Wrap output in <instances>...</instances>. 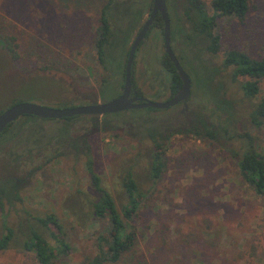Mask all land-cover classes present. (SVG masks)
I'll list each match as a JSON object with an SVG mask.
<instances>
[{
  "label": "rangeland",
  "instance_id": "1",
  "mask_svg": "<svg viewBox=\"0 0 264 264\" xmlns=\"http://www.w3.org/2000/svg\"><path fill=\"white\" fill-rule=\"evenodd\" d=\"M106 1L0 0V36L14 38L17 55L12 58L0 45V112L15 103L65 109L106 103L117 96L119 88L115 86L122 81L129 47L149 13L143 9V2L149 0H136L131 6L132 10L143 11V17L123 46L118 44L111 52L104 66L93 62L92 50ZM113 1L116 6L108 18L112 30L121 32L118 37L122 42L132 22V16L125 15V6L132 0ZM201 1L211 15L212 0ZM215 33L219 36L218 54L204 53L214 66L221 69L224 53L231 50L253 59L264 58V0H249V11L242 22L218 18ZM148 34L134 56L135 85L143 99L166 102L168 85L159 66L163 56L161 32L153 29ZM197 58H192V66L186 68L192 98L212 108L215 88L222 82L235 112V127L231 125L229 130L248 131L264 148V126L254 127L247 116L264 98V80L258 82V94L247 99L241 84L248 79L232 82L228 68L221 69V82L210 84L206 70L217 68L211 63L206 67ZM194 74H198V82ZM178 109H137L96 120L87 117L70 127V142L86 135L94 172L118 210L125 204L122 179L126 172L132 173L143 193L135 221L137 243L117 264H264V196L257 195L240 176L234 153L241 144L234 140H202L181 132L165 140L167 130H178L187 122L176 115ZM73 121L34 119L30 139L26 142L22 137L12 144L10 152L14 156H22L30 148L33 159L24 160L19 169L9 166L10 173L25 164L37 169L20 188L22 201L5 207L15 238L0 253V264H37L34 256L21 248V242L28 226L48 238V232L35 218L49 214L57 218L61 235L70 246L68 254L59 257L56 264H86L87 258L96 255L103 222L92 216V202L97 195L85 170V154L65 145L58 155H52L50 163L43 165L42 151L56 149L52 137H64L68 123ZM152 138L159 143L165 160V170L156 180L151 178L150 170ZM5 152L0 153V163L8 157ZM6 172L8 168L0 164V175ZM1 215L0 210V236Z\"/></svg>",
  "mask_w": 264,
  "mask_h": 264
},
{
  "label": "trees",
  "instance_id": "2",
  "mask_svg": "<svg viewBox=\"0 0 264 264\" xmlns=\"http://www.w3.org/2000/svg\"><path fill=\"white\" fill-rule=\"evenodd\" d=\"M113 2V0H108V3L102 8L99 20L101 24L96 31L97 36L94 42L95 47L99 48L98 53L101 60L104 59V51L111 34H116L110 28L109 20L107 19V11L114 9L116 6L112 5ZM129 3L130 5H127L125 9V14L132 16V22L130 26L126 27L124 42L128 39L127 36L134 32L136 25L140 23L143 17V11L131 9L136 0H132ZM166 5L171 23V39L175 45L180 46L177 49V57L180 60V64L185 68L192 66L191 59L194 57H198L197 59L200 63L204 62L206 66L211 63V60L206 58L204 53L211 56L218 54L220 50L219 36L215 33L216 20L218 18H233L242 22L249 11V0H212L211 15L207 13L206 7L201 0H166ZM151 8L152 0L143 2L145 11L149 10L150 12ZM162 27V20L160 16H157L152 23L151 29L162 30ZM0 45L9 52L12 58H17L13 37L0 36ZM161 63L170 75V89L174 93L181 87L180 78L166 55L162 58ZM210 66L216 67L212 63ZM216 68L206 70L208 83L215 84L216 80L221 82L218 79L221 69L226 70L229 68L231 69L230 80L232 82L237 81L239 78L248 79V81L241 84L243 95L247 99L254 98L258 94V82L264 80V58L253 59L246 53L236 50L226 51L221 69L219 67ZM194 78L196 82L199 81L198 74H194ZM221 83L218 84V88H215L212 108L209 109L208 106L203 104L201 105L204 107H201L200 102L195 99V103L188 109L190 119L183 123L178 130H167L166 135L163 137L167 140L175 133L181 132L191 134L202 140H211L218 143L231 142L233 140L240 143V149L234 153L240 176L257 195L264 196V148L257 145L255 137L248 131L236 132L234 129L229 130L231 125L234 126L232 118L235 112L232 102L223 91V86H221L223 83ZM179 115L181 116L182 114ZM247 116L254 127L261 128L264 126V98L260 99L251 108ZM76 118L64 119L74 121L68 123V129L65 130L67 132L64 137L59 135L52 137V141H56V149L42 151V155H45L43 165L50 163L54 159L52 155L54 153L58 155L61 148L63 149L65 145L70 146L76 152L85 154V170L97 195L96 200L92 202V216L95 220L103 222L97 238V253L92 258H87L86 264H117L131 253L137 243L135 221L139 216L143 193L138 189L132 173L126 172L122 179L125 204L118 210L111 194L102 186L100 177L94 172L93 160L90 156V148L86 142V135L77 136L80 142L79 145L77 144V138L70 142V135H72L70 127H74L80 122V119L76 120ZM34 119L39 118L27 115L22 116L8 125L0 135V153L6 151L5 154L8 155L6 160L0 163L6 169L8 168V172L0 175V210L2 213L0 253L6 251L15 238V230L7 223V214L4 213L5 207L22 201L20 188L37 169L35 167L29 168L25 164L22 169L14 170L13 173H10L9 166H15L19 169L21 168L20 164L24 160L27 162L33 159L30 148H26V152L22 156H14L10 149L12 144L22 137L25 138L26 142L30 139L28 137L29 130L35 125L32 122ZM152 142L154 145L150 170L151 178L156 180L165 170V160L157 140L152 138ZM9 155L12 158H9ZM1 169L4 171L2 167ZM19 171L24 173L20 175L18 174ZM35 221L48 232L49 237H44L39 229L28 226L26 228L27 233L21 242V248L25 252L31 253L37 264H56L59 257L67 255L70 251L69 244L61 235V228L57 218L49 214L44 217H37Z\"/></svg>",
  "mask_w": 264,
  "mask_h": 264
},
{
  "label": "water",
  "instance_id": "3",
  "mask_svg": "<svg viewBox=\"0 0 264 264\" xmlns=\"http://www.w3.org/2000/svg\"><path fill=\"white\" fill-rule=\"evenodd\" d=\"M157 16H160L163 27V43L165 53L173 64L176 73L181 81L180 89L173 95V97L166 102H150L146 99L129 98L131 91V73L132 64L136 49L140 42L144 39L147 32L149 31L153 21ZM171 23L168 15V9L166 0H153L151 11L141 26L136 38L132 42L128 51L125 69H124V87L122 94L109 102L106 103H95L86 106H80L75 108L55 109L45 106H40L32 103H17L7 108L0 113V135L4 129L18 120L22 116H34L44 120H61L66 118H72L76 116H103L107 114L119 113L127 110L136 109H157L164 110L177 105L180 102L186 103L190 97L191 80L188 74L184 71L180 65L178 59L173 54L170 48L171 41Z\"/></svg>",
  "mask_w": 264,
  "mask_h": 264
},
{
  "label": "flooded vegetation",
  "instance_id": "4",
  "mask_svg": "<svg viewBox=\"0 0 264 264\" xmlns=\"http://www.w3.org/2000/svg\"><path fill=\"white\" fill-rule=\"evenodd\" d=\"M153 1V0H152ZM108 3V0L106 1V3L104 4V6L106 5ZM112 5H114V3L112 4ZM103 6V7H104ZM125 7H127V6H125ZM115 9V8H114ZM126 9V8H125ZM168 9V8H167ZM113 10V8L112 9H110V10H108L107 11V13L109 14V11H112ZM101 13H102V9H101V11H100V15H101ZM150 13V12H149ZM108 14H107V19L109 20L108 21V23H109V26H110V28H112V22L110 21V18H108ZM126 15V14H125ZM149 15V14H148ZM148 17V16H147ZM147 19V18H146ZM145 22V21H144ZM143 22V23H144ZM101 24V23H100ZM143 25V24H142ZM152 26V25H151ZM141 28V27H140ZM140 30V29H139ZM151 30H153V29H151V27H150V29H149V31L147 32V34H146V36L144 37V39L140 42V44L138 45V47H137V49L142 45V44H144V41L148 38V36H149V32L151 31ZM156 30V29H155ZM160 32H161V37H162V43H163V34H162V30H159ZM139 32V31H138ZM137 32V33H138ZM115 33V32H114ZM119 34H121V32L119 31L118 32V34H111V37H110V39H109V42H108V45L106 46V48H105V51H104V59L103 60H101L100 59V57H99V48H97V47H95V42H94V45H93V54H94V63L96 64H100V65H104V66H106V65H108L107 63H106V60H109V59H111V52L114 50V49H117V47H118V44L120 45V46H123V44H124V41H122V42H120L119 41V39H117L118 38V36H119ZM126 35V34H125ZM96 36H97V34H95V38H96ZM136 36H137V34H136ZM136 36H135V38H136ZM134 38V39H135ZM170 38H171V36H170ZM134 39H133V41H134ZM132 41V42H133ZM132 44V43H131ZM131 46V45H130ZM170 48H171V50H172V52H173V54L176 56V58L178 59V57H177V55H178V48H180V46H178V45H175L174 44V42H172V39H171V41H170ZM129 49H130V47H129ZM137 49H136V51H137ZM129 51V50H128ZM136 53V52H135ZM127 55H128V53H127ZM164 55H166V53H165V48H164V43H163V56H162V58L164 57ZM135 56V55H134ZM167 56V55H166ZM161 58V59H162ZM126 59H127V57H126ZM161 61V60H160ZM178 61H179V63H180V60L178 59ZM126 63V62H125ZM134 65H135V62H134V60H133V64H132V73H131V91H130V95H129V98H136L137 100H139V99H143L142 98V94L143 93H141V91L136 87V85H135V81H134ZM173 65V64H172ZM181 65V64H180ZM159 66H160V68H163V71L165 72L164 74V76L166 77V84L168 85L167 87H168V93H169V96H168V100H170L172 97H173V95L180 89H178L176 92H171V89H170V78H168V76L167 75H169V73L166 71V69L164 68V66L162 65V63H159ZM182 66V65H181ZM124 69H125V64H124ZM174 67V66H173ZM182 68H184V71L187 73V70H186V68L184 67V66H182ZM124 69L122 70L123 71V75H122V81L121 82H117L116 83V85L117 86H115L116 88L118 87L119 88V91H118V94H117V96L114 98V99H116V98H118L121 94H122V92H123V87H124ZM175 69V68H174ZM161 71H162V69H161ZM162 71V72H163ZM176 71V70H175ZM167 74V75H166ZM188 74V73H187ZM170 76V75H169ZM188 76H189V74H188ZM189 78H190V76H189ZM104 85H105V83L102 85L103 86V88H104ZM117 88V89H118ZM113 99V100H114ZM167 100V101H168ZM112 101V100H111ZM95 103H100V102H95ZM95 103H92V104H95ZM195 103V99L194 98H192V95H191V89H190V97H189V99L186 101V103H183V102H180V103H178L177 105H175V106H173V107H171V108H175V107H179V112L176 114V115H179V114H182L183 115V117L185 118V119H187V121L190 119V115H188L189 114V112H188V109L190 108V106L192 105V104H194ZM151 109V108H150ZM168 109H170V108H168ZM168 109H164L163 111H167ZM137 110V109H136ZM157 110V109H156ZM177 110V111H178ZM127 111H131V110H127ZM123 112H125V111H123ZM119 113H121V112H119ZM114 114H116V113H114ZM108 115H111V114H107V115H103V116H100L101 118H107L106 116H108ZM76 117H79V119H80V121H83V119H85V118H92L93 120H96V118L98 117V116H76ZM73 118V117H72ZM67 119V118H66ZM62 120V119H61Z\"/></svg>",
  "mask_w": 264,
  "mask_h": 264
}]
</instances>
